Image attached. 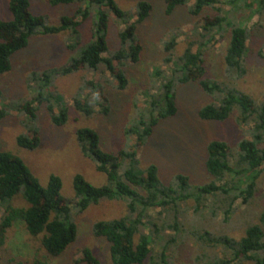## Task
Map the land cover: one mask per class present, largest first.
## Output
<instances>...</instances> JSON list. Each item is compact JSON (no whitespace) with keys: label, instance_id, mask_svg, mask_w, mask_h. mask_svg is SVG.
<instances>
[{"label":"trees","instance_id":"trees-1","mask_svg":"<svg viewBox=\"0 0 264 264\" xmlns=\"http://www.w3.org/2000/svg\"><path fill=\"white\" fill-rule=\"evenodd\" d=\"M166 13L192 3L189 13L200 16L207 8L217 12L213 18H203L202 41H189L183 55L174 59L172 54L166 62L173 64L171 73L161 84L158 95L147 97L145 115L141 116L136 126L127 129V133L136 137V145L143 146L153 135L160 121L175 117L178 113L177 90L180 85L197 82L209 95L214 103L204 106L199 117L203 121L226 122L233 113L238 112V122L248 125L253 122V140L243 139L239 143L240 152L234 163L231 162V149L227 142L215 140L207 148L208 157L205 163L207 172L213 180L207 184L192 186L189 177L177 175L174 180L165 184L159 174L157 165L151 164L146 169L139 168L136 151L122 150L117 154L102 150L100 136L94 129L83 128L78 131L77 139L81 152L97 164V170L105 174L109 184L94 186L84 177L77 175L73 181L74 208L62 196V179L56 175L50 177L46 187L42 186L26 163L9 151H0V205L4 215L0 223V250L7 243V230L20 220L26 225L29 234L41 241V247L49 256L59 257L76 241L77 225L73 218V210L77 214L85 213L92 205L101 201H122L127 203L128 214L112 221L95 223L93 231L96 237L105 238L110 244V254L113 264H144L148 259L155 264H169L166 249L154 261L152 234H145L142 228L153 225L154 234L160 229L150 220V212L161 209L163 212L174 211V224L165 226L179 230L178 208L182 203H194V212L202 213L204 208H210L211 217L223 216V222L229 223L236 211L238 201L250 205L257 192L258 181L264 173V148L259 144L264 142V103L256 101L235 85L220 83L207 77L205 67V50L216 41L222 32L230 30L231 37L225 55L226 74L230 80L238 81L246 74L245 56L248 51L247 29L240 24L237 17L243 11H251V18L264 10V0H165ZM54 6L60 4H83L77 10L75 17H63L57 26L46 24L45 18L31 12L29 0H11L9 9L12 19L0 20V75L11 70L12 56L27 48L30 39L36 35H58L66 31L79 34V27L89 20L96 10L94 40L80 51L71 65L66 68L45 71L35 74L31 82L35 86L36 97L16 107L17 111L29 117L35 125L38 121L40 107L48 108L52 122L63 126L68 120V106L60 95L53 91L55 76H67L81 70L98 72L103 66L115 81L117 90L128 86L126 78L127 62H140L142 45L136 30L150 16L152 5L142 1L137 7V19L122 10L116 0H51ZM257 3V4H256ZM257 5V11L253 6ZM225 6L230 8L224 9ZM121 21L124 29L120 32V47L111 56L107 42L108 21L111 15ZM178 34H174L171 43H165V48L171 52L177 43ZM199 44L196 51L194 46ZM68 66V67H67ZM156 76L162 72L157 70ZM112 80V81H113ZM89 87L101 96L105 105L103 113H108V98L104 97L103 86L88 83ZM52 87V90H51ZM53 91V92H52ZM2 93L0 91V99ZM56 106H58L56 108ZM75 109L86 116H92L94 103L79 95L74 98ZM57 109V110H56ZM56 110V112H55ZM8 115V110H0V121ZM18 146L26 150H36L40 145L39 130L34 127L27 135L17 139ZM21 196L29 204L28 208L15 207L13 200ZM209 199H213L208 204ZM12 202V204H11ZM210 205V206H209ZM202 246L211 249L222 248L223 257L207 256L203 264H234L236 261L264 264V211L259 216V223L246 228L240 239L227 235L216 236L209 231L192 233ZM80 263L101 264L97 256L90 250H82ZM39 264H43L38 262ZM154 264V263H153Z\"/></svg>","mask_w":264,"mask_h":264},{"label":"rangeland","instance_id":"rangeland-1","mask_svg":"<svg viewBox=\"0 0 264 264\" xmlns=\"http://www.w3.org/2000/svg\"><path fill=\"white\" fill-rule=\"evenodd\" d=\"M10 1L0 0V20L12 19ZM50 1L29 0L31 12L45 18L49 26L59 25L63 17H75L77 10L84 7L79 3L54 6ZM142 1L149 2L152 11L149 18L137 27L136 33L143 49L140 62H127L124 69L128 79L126 89L117 90L115 81L103 66L98 72L81 70L67 76L54 77L53 91L68 106V120L63 126H56L52 122L45 106L39 108L35 125L28 116L18 112L16 107L37 96L33 90L35 85L31 83L36 73L70 66L84 46L94 40L96 10L79 27V34L66 31L58 35L32 37L27 48L12 56L11 70L0 75V110H8V115L0 121V151H9L20 157L44 187L48 185L52 175L60 177L63 182L61 194L72 208L75 207L73 181L77 175L97 187L109 184L107 176L97 170L93 159L81 152L77 133L83 128L97 131L103 151L112 154L122 150L136 151L140 161L139 168L142 170L151 164L157 165L160 178L165 184L171 183L177 175H185L189 177L192 186L207 184L213 180L205 166L207 148L212 141L227 142L231 149V162L234 163L240 152V141L253 140L254 123L241 125L238 122V112L233 113L226 122L201 120L200 110L213 104L214 99L199 83L194 82L178 87L177 115L160 121L146 143L143 146L136 145V137L130 136L127 129L136 126L141 116L145 115L147 97L144 92L147 91L149 96L159 94L161 84L173 68V64H168L166 58L172 54L177 59L183 55L189 41H202L203 18L217 15L215 10L207 8L200 16L194 17L189 13L192 3L180 6L168 15L165 0H116L119 7L134 18L133 22L137 19V7ZM253 7L257 11L258 6ZM228 8L230 7H224ZM251 14L250 10L243 11L237 17L248 34V51L244 61L247 74L242 79L233 81L226 74L225 55L231 37L230 30L222 32L206 48L204 59L208 79L235 85L259 105L264 103V10L248 18ZM123 29L124 25L112 14L108 21L109 52L105 54L106 57L119 49L120 32ZM174 34H178L177 43L168 52L165 43H171ZM198 46L199 44L195 45L193 50L196 51ZM157 70L162 72L160 77L155 75ZM89 82L103 86L104 97L108 98L107 114L98 105H105L104 100L101 96L98 97V91L96 93L89 87ZM79 95L94 103L96 112L92 116L83 115L75 109L74 98ZM34 127L39 130V147L33 151L20 148L18 137L29 134ZM259 147L264 148V142ZM212 200L209 199L208 204ZM12 202L15 207H29L19 195ZM193 207V202L180 204L177 231L170 227L164 228L174 224V211L163 212L161 215V209L150 212L149 219L158 226L160 232L158 235L154 234L153 225L142 228V232L153 235L154 261H158L164 249L169 264H203V259L207 256L223 257L222 248L215 250L202 246L192 233L209 231L216 236L227 235L240 239L247 227L259 223V216L264 211V173L258 181L257 192L251 204L244 205L241 200L238 201L229 223L223 222L221 214L212 218L208 207L199 214L194 212ZM127 214V203L122 201L104 200L98 205H92L82 214L73 210L77 238L59 257L49 256L41 247V241L32 237L25 223L18 220L7 230V243L0 250V264H85L80 261L83 258L82 250L86 248L97 256L101 264H113L109 242L103 237H96L93 227L99 221H112ZM3 215L4 209L0 205V223ZM153 263L155 264L148 259L144 264ZM234 264L255 263L236 261Z\"/></svg>","mask_w":264,"mask_h":264}]
</instances>
